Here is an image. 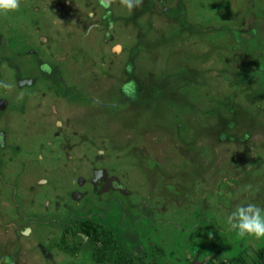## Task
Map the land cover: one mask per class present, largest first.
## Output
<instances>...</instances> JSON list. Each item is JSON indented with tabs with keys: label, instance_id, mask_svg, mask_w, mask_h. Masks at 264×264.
I'll use <instances>...</instances> for the list:
<instances>
[{
	"label": "rangeland",
	"instance_id": "374dc122",
	"mask_svg": "<svg viewBox=\"0 0 264 264\" xmlns=\"http://www.w3.org/2000/svg\"><path fill=\"white\" fill-rule=\"evenodd\" d=\"M18 3L0 11V264H94L80 233L58 247L70 217L145 262L250 264L264 240L225 221L264 207V0Z\"/></svg>",
	"mask_w": 264,
	"mask_h": 264
},
{
	"label": "trees",
	"instance_id": "16d2710c",
	"mask_svg": "<svg viewBox=\"0 0 264 264\" xmlns=\"http://www.w3.org/2000/svg\"><path fill=\"white\" fill-rule=\"evenodd\" d=\"M259 60L264 61V57L260 56ZM262 68L264 69V64L262 67H260V70H262ZM188 70V75L189 73L192 75L190 79H194L193 75L196 74V72L193 71V69L188 68ZM255 73L257 74L258 71ZM255 73L251 72V75H254ZM176 75L182 77L183 71L178 70ZM251 75L249 77H251ZM261 88L264 90V85ZM262 90L260 91L261 93H258L255 96H264V91L262 92ZM257 110L261 111L259 108H257ZM64 220L60 224H57V227L61 229V237L58 244V247L61 249H63V247L67 248L66 246H68L69 243L72 244L73 247H79L78 243L74 244V239L80 241L81 239L77 236V234L80 233L87 238L86 245L89 249H91L90 256L94 260V264L95 262L97 264H160V261L158 260H150L145 262L141 254L132 256L123 252L120 249L119 242L117 240L115 241L111 232L103 227H100L95 223V221L90 220L89 218L81 219L77 217L76 219H71L70 217L68 220ZM206 257L207 258L204 260V264H245L240 255L228 260H218L213 255H208ZM249 263L264 264V248H259L256 251L254 258Z\"/></svg>",
	"mask_w": 264,
	"mask_h": 264
},
{
	"label": "clouds",
	"instance_id": "9594fccd",
	"mask_svg": "<svg viewBox=\"0 0 264 264\" xmlns=\"http://www.w3.org/2000/svg\"><path fill=\"white\" fill-rule=\"evenodd\" d=\"M141 2L142 0H124V6L131 10ZM18 6V0H0V11L15 10ZM0 87L6 88L8 85L0 84ZM225 223L228 230L240 238L264 240V207L251 202L234 207L226 217Z\"/></svg>",
	"mask_w": 264,
	"mask_h": 264
},
{
	"label": "flooded vegetation",
	"instance_id": "af4514ba",
	"mask_svg": "<svg viewBox=\"0 0 264 264\" xmlns=\"http://www.w3.org/2000/svg\"><path fill=\"white\" fill-rule=\"evenodd\" d=\"M38 68H41V64H40V67ZM128 88H126V91L128 92V94L130 93V90H129V86H127ZM132 91L134 92L133 94H135V88H132ZM127 93H124V95H126ZM95 178V177H94Z\"/></svg>",
	"mask_w": 264,
	"mask_h": 264
}]
</instances>
